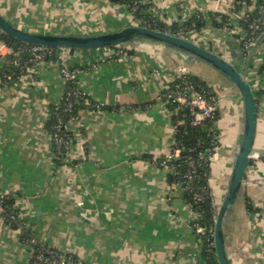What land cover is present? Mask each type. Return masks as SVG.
<instances>
[{"label":"crops","instance_id":"0c3cea01","mask_svg":"<svg viewBox=\"0 0 264 264\" xmlns=\"http://www.w3.org/2000/svg\"><path fill=\"white\" fill-rule=\"evenodd\" d=\"M149 1V12L164 25L231 8V0ZM118 6L121 0H0L1 11L14 23L59 32L122 25L126 13ZM231 21L236 24L237 15ZM193 36L235 62V41L221 28L206 25ZM65 54L67 66L82 68L80 88L108 108L77 112L70 123L74 142L56 165L47 122L67 84L58 61L37 64L15 82L0 85V190L13 198L35 237L82 264H204L183 192L170 181L166 166L151 162L169 152L174 122L160 99L167 81L150 73L173 72L178 57L154 45L122 59H104L103 49ZM7 65L0 57V73ZM193 71L209 75L221 101L220 154L210 167L221 196L239 137L240 98L208 68L194 65ZM247 78L259 92L253 149L261 159L247 168L243 188L256 215L237 204L227 249L232 264H264V40L251 57ZM26 259L27 248L0 217V264Z\"/></svg>","mask_w":264,"mask_h":264},{"label":"built area","instance_id":"2783aa9c","mask_svg":"<svg viewBox=\"0 0 264 264\" xmlns=\"http://www.w3.org/2000/svg\"><path fill=\"white\" fill-rule=\"evenodd\" d=\"M128 1L129 3L126 6L134 21L152 29L162 30L158 28V20L155 17L147 19L144 16V13L152 8L149 0ZM232 2L231 0V8L222 13H228L231 17L237 15L236 24H225L222 29L236 36L241 43L243 55L246 56L264 28V4L257 5V0H251L249 6L243 4V10L240 14L239 11L232 10ZM253 11H256V16L251 18L250 14ZM194 16L206 17L201 12H196ZM241 22H246L245 26H241ZM170 25H166L162 31L176 36L191 38H194L193 35L197 32L181 24H179L176 30H171L169 28ZM242 27H245V29ZM48 49L38 45H25L16 50L0 38V57L5 56L10 66L9 70H2L0 85L11 84L26 74V72L32 70L37 64L50 62L46 60V54L49 52ZM103 50L104 59H122L128 57L126 48L121 46L113 47L110 50ZM66 52H68L66 49L58 48V51L55 53L57 56L55 61H58L60 73L66 83H73L74 88L65 87L61 101L56 107H61L62 111H70L73 108L74 102L76 103L80 99H83L85 110H103L105 105L103 102L94 100L90 96L86 98V92L80 88L78 82L82 68L80 66H67L64 62ZM150 76L156 79L164 78L167 81L160 99L163 100L166 110L173 117L174 122L173 141L169 152L162 157L153 156L151 162L158 166H166L170 171L169 178L171 182L178 186L182 192L190 194V200L187 204L191 214V230L200 241L204 264H208L211 258L215 259L213 221L212 225L203 223L199 207L206 198L211 196L209 184L210 167L219 152V135H214L212 143L202 147V149H188L186 151L184 147L175 141L177 127L184 122L183 118H178L176 115L182 109H185L190 116L189 122L192 125H201L205 119H211L216 124V112L219 111L221 101L216 94L207 96L205 93L196 90L188 80L186 72H166L156 68L150 73ZM54 115L56 120L50 132L52 149L55 156H63L64 159L72 145L71 138L74 139L70 133V123L76 118V115H71L66 120L61 117L60 110L56 111ZM213 130L215 131L216 127ZM260 159V155L254 154L251 158L250 166ZM202 179L206 180L207 185L198 184ZM5 196L8 195L0 190V217L27 248V259L24 264H82L72 253L54 249L35 237L17 210L12 211L3 206L1 199ZM250 214L256 215V211L250 212Z\"/></svg>","mask_w":264,"mask_h":264},{"label":"water","instance_id":"95a60500","mask_svg":"<svg viewBox=\"0 0 264 264\" xmlns=\"http://www.w3.org/2000/svg\"><path fill=\"white\" fill-rule=\"evenodd\" d=\"M117 10L120 14L126 13V21L115 28L98 32H59L22 27L8 19L0 9V32L25 45H38L43 48L83 50L121 46L135 51L144 46L154 45L178 57L180 63L173 71H182L188 75L196 76L204 80L213 90L214 82L207 73H202V75L198 71H193L194 65L204 66L216 74L225 85L233 88L240 98L241 125L221 196L215 190L212 176L209 175L211 199L214 208L213 247L216 263L232 264L227 249L226 233L228 224L239 202L246 208L243 188L245 173L250 166L252 156L254 154L261 155L253 149L257 119L256 93L258 89L249 83L247 70L250 67L251 57L264 40V28L246 56L243 55L240 41L234 34L221 28L235 41L232 46V53L235 54L237 62L236 59L233 62L219 52L200 44L194 38L172 35L134 21L124 4L118 6ZM259 87L261 88V86ZM219 154L220 147L215 160L219 157Z\"/></svg>","mask_w":264,"mask_h":264},{"label":"trees","instance_id":"16d2710c","mask_svg":"<svg viewBox=\"0 0 264 264\" xmlns=\"http://www.w3.org/2000/svg\"><path fill=\"white\" fill-rule=\"evenodd\" d=\"M232 10L239 11L242 8L243 4L249 6L251 3V0H232ZM122 4L126 5L129 3L128 0H121ZM256 4H264V0H257ZM145 18H153L154 16L149 12L146 11L144 13ZM256 16V11L251 12L250 17L253 18ZM246 22H241V26H245ZM179 24L186 28L194 29L195 31H200L203 27L206 25H210L216 28H223L225 24H231V16L228 13H219V12H213L210 13L207 17H197V16H191L187 20H184L179 23H173L169 26L171 30H176L179 27ZM159 29H164L166 25L162 24L160 21L157 22ZM245 29V27H242ZM0 38L4 40L9 46L13 47L14 49H20L21 47H24L25 44L20 43L19 41L12 39L3 33L0 35ZM113 47H107L102 49H112ZM49 52L46 54V60L47 61H55L57 56L56 52L58 51V48H49ZM69 52L74 51V49H66ZM83 50H97L95 49H83ZM126 53L129 56H133L134 50L126 49ZM73 67V66H70ZM4 70H9L10 66L9 64L3 68ZM1 74V73H0ZM188 80L193 84L196 90L199 92L205 93L207 96L210 94H215L212 88H210L207 83L204 80H201L200 78L196 76L188 75ZM66 86L68 88H74L73 83H67ZM259 93V92H257ZM256 93V94H257ZM260 93H264V88L260 90ZM85 98V96H84ZM86 98H89V95L86 94ZM104 108H108V106L104 105ZM81 109H84V103L83 99H80L78 102H74L73 108L70 111H62L61 107L53 106L51 108V113L49 120L47 122V127L49 131H52V125L55 123V115L54 113L56 111L60 110L61 117L66 120L71 115H76L78 111ZM176 117L183 118L184 122L177 127V131L175 134V141L180 144L186 151L188 149H194L199 150L202 149L204 146H208L212 143V138L214 135H219V131L217 128V125L214 124V121L211 119H205L201 125H192L189 122L190 116L187 112V110L182 109ZM218 118V112H216V121ZM216 127V130L214 131L213 128ZM69 133V132H68ZM71 133V132H70ZM74 142V139L71 138V143ZM54 161L55 164L58 165L63 161V156H55L54 155ZM177 162V161H176ZM183 168V167H182ZM170 179V178H169ZM171 181V180H170ZM198 184L207 185L206 180L202 179ZM211 190V188H210ZM183 198L186 202L190 200V194L187 192H183ZM3 206L6 208L16 211V209L13 207V198L11 196H5L1 199ZM245 207L248 210V212H253L255 209L251 205V202L248 198H245ZM199 211L201 212V221L205 224L212 225L213 221V214H214V208L212 205V199L211 196L205 199L203 203L200 204ZM208 264H217L214 258H211L209 260Z\"/></svg>","mask_w":264,"mask_h":264}]
</instances>
